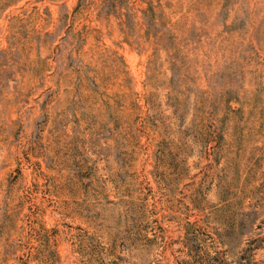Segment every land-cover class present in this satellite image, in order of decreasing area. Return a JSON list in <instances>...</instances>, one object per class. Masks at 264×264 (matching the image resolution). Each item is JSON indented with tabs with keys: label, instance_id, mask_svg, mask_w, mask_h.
Here are the masks:
<instances>
[{
	"label": "rangeland",
	"instance_id": "obj_1",
	"mask_svg": "<svg viewBox=\"0 0 264 264\" xmlns=\"http://www.w3.org/2000/svg\"><path fill=\"white\" fill-rule=\"evenodd\" d=\"M0 264H264V0H0Z\"/></svg>",
	"mask_w": 264,
	"mask_h": 264
}]
</instances>
